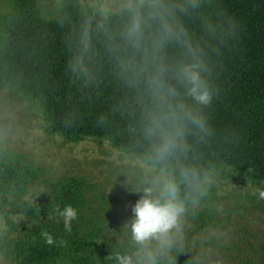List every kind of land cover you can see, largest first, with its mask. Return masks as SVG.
I'll use <instances>...</instances> for the list:
<instances>
[{"label": "trees", "instance_id": "16d2710c", "mask_svg": "<svg viewBox=\"0 0 264 264\" xmlns=\"http://www.w3.org/2000/svg\"><path fill=\"white\" fill-rule=\"evenodd\" d=\"M86 0H8L0 20V91L23 94L44 118L47 135L66 142L108 141L128 153V137L109 115L116 89L105 80L98 90L85 89L67 70L71 55L67 22L58 17ZM204 11L225 20L229 35L212 52L210 83L213 99L203 109L212 133L197 146V163L209 176L222 172L245 187L264 188V0H208ZM192 28L200 34L199 20ZM103 114L110 122L101 125ZM44 169L23 157H0V256L6 264H113L108 257L131 246L113 236L131 217L108 209L104 196L93 193L83 177H68L33 194ZM226 176V175H225ZM29 197V198H27ZM214 188L187 213L197 214L195 243L177 238L160 264H200L198 242L203 232L216 236L223 220ZM71 204L78 213L66 232L54 209ZM131 205H129L130 207ZM202 207V210L197 209ZM45 233L63 245L46 242ZM192 238L193 232L185 231ZM211 233V234H210ZM235 264H264V239L259 245L235 247ZM204 264V263H201Z\"/></svg>", "mask_w": 264, "mask_h": 264}, {"label": "clouds", "instance_id": "9594fccd", "mask_svg": "<svg viewBox=\"0 0 264 264\" xmlns=\"http://www.w3.org/2000/svg\"><path fill=\"white\" fill-rule=\"evenodd\" d=\"M207 2L88 0L58 17L71 29V76L85 89L98 90L105 78L116 89L109 115L127 135L134 161L123 181L139 196L123 226L131 246L112 253L113 264H160L185 214L208 195L211 177L195 161L212 133L203 111L213 99L210 55L229 35L230 20H214ZM108 122L99 116V124ZM256 194L264 200V188ZM54 215L70 233L77 210L66 204ZM45 236L49 245L65 243Z\"/></svg>", "mask_w": 264, "mask_h": 264}, {"label": "rangeland", "instance_id": "374dc122", "mask_svg": "<svg viewBox=\"0 0 264 264\" xmlns=\"http://www.w3.org/2000/svg\"><path fill=\"white\" fill-rule=\"evenodd\" d=\"M8 8V0H0V20ZM0 157H23L44 169L41 183L33 188L35 195L59 180L76 176L85 178L93 193L104 196L105 206L115 212L130 209L129 205L139 198L123 183L130 178L128 174L134 163L129 154L108 141L87 139L69 143L59 135H47L42 114L31 107L23 94L8 90L0 91ZM210 188L216 191L215 205L223 228L211 231L216 236L210 242L206 241L210 237L208 233L203 232L197 248L202 258L198 261L200 264H235L236 246L259 245L264 239V200L257 199L256 190L243 186L238 178H230L225 172L211 177ZM198 220L197 214L186 213L177 238L195 243L199 234L196 231ZM111 224L113 236L118 241H130L124 225L120 227V233L114 230L115 219ZM2 228L4 222L0 220V230ZM185 231L193 232L192 238ZM0 264H6L1 256Z\"/></svg>", "mask_w": 264, "mask_h": 264}]
</instances>
